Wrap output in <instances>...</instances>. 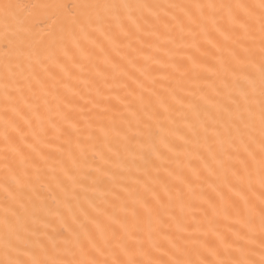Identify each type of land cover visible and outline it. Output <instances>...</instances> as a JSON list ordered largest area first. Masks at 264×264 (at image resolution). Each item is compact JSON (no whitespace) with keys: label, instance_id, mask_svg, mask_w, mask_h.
Returning <instances> with one entry per match:
<instances>
[{"label":"snow or ice","instance_id":"6c2138e0","mask_svg":"<svg viewBox=\"0 0 264 264\" xmlns=\"http://www.w3.org/2000/svg\"><path fill=\"white\" fill-rule=\"evenodd\" d=\"M0 264H264V0H0Z\"/></svg>","mask_w":264,"mask_h":264},{"label":"bare ground","instance_id":"6f19581e","mask_svg":"<svg viewBox=\"0 0 264 264\" xmlns=\"http://www.w3.org/2000/svg\"><path fill=\"white\" fill-rule=\"evenodd\" d=\"M65 2L74 3V2H77V0H65ZM152 2L166 3V2H168V0H152ZM178 2H189V0H178ZM249 2H255V0H249Z\"/></svg>","mask_w":264,"mask_h":264}]
</instances>
